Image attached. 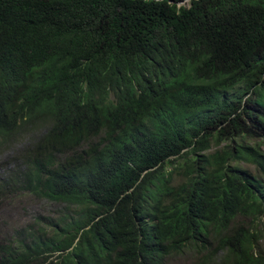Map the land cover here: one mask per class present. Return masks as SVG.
<instances>
[{"label": "trees", "instance_id": "16d2710c", "mask_svg": "<svg viewBox=\"0 0 264 264\" xmlns=\"http://www.w3.org/2000/svg\"><path fill=\"white\" fill-rule=\"evenodd\" d=\"M32 133L0 200L65 211L0 264H264V0H0V141Z\"/></svg>", "mask_w": 264, "mask_h": 264}, {"label": "rangeland", "instance_id": "374dc122", "mask_svg": "<svg viewBox=\"0 0 264 264\" xmlns=\"http://www.w3.org/2000/svg\"><path fill=\"white\" fill-rule=\"evenodd\" d=\"M37 137L38 134L32 133L30 135L25 134V136L17 135L8 142L0 141V181H3L4 176L18 165V154L24 151ZM261 150L264 151V143L261 144ZM244 166L256 173L253 167ZM181 181H183V177L176 174V182ZM64 211L63 205L46 199H39L31 194L4 197L0 200V240L10 241L19 238L22 235L21 231L26 233L27 230L25 229L29 225L37 223L38 218L45 222L47 218L56 217ZM245 222L249 225V220ZM251 226L260 230L261 243L264 245V219L261 223H254ZM170 262L171 264H195V253L189 252L184 257L174 258Z\"/></svg>", "mask_w": 264, "mask_h": 264}]
</instances>
